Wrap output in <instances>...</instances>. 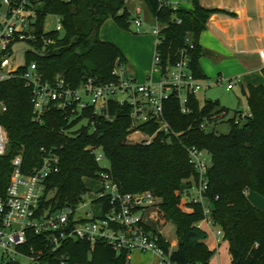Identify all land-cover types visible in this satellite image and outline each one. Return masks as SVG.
<instances>
[{"label":"trees","instance_id":"obj_1","mask_svg":"<svg viewBox=\"0 0 264 264\" xmlns=\"http://www.w3.org/2000/svg\"><path fill=\"white\" fill-rule=\"evenodd\" d=\"M132 1L135 0H43L40 27L47 14H56L61 18L63 31L45 32V38L52 43L43 54L28 51L26 61H35L46 79L61 76L72 86L86 76L101 81L114 79L116 60L124 64L126 58L114 43L100 38L99 30L109 18L128 29V5ZM138 1L166 23L161 32L163 62H171L189 36L194 42L189 65L196 77L204 78L199 65L203 51L199 37L218 9L206 8L199 0H191L190 7L179 6L176 10L162 5L161 0ZM177 19L181 22L177 23ZM36 46L40 49L42 42ZM86 60L95 65V70L84 66ZM242 92L250 114L245 115L243 123L236 122L235 116L231 118L227 133L200 128L204 116L226 114L228 110L212 100L201 104L191 94L189 114L180 112L174 98L165 106L167 120L180 134L170 142L155 140L142 145L128 139L130 118L125 105L111 104L114 118L98 119L94 129L78 124L77 118L68 121L60 112H49L43 123H35L31 120L30 90L23 79L14 77L0 82V99L7 106L0 113V123L8 134L7 152L0 156V195L6 188L10 160L15 154H23L24 168L28 170L39 163L42 147H57L60 169L48 178L46 188V205L51 209L75 205L80 195L87 192L84 180L95 178L102 169L109 170L122 191L148 190L161 199L159 205L178 236L172 253L174 260L181 264H210L214 251L205 242L208 233L196 225L203 217L202 208L181 202V191L195 175L186 152V146L194 145L210 157L206 194L211 201L213 225L224 231L228 243L229 264H264V211L255 207L244 193L252 189L264 197V83L249 84L247 91ZM62 127L67 130L60 132ZM94 148L102 150L107 167L95 160ZM60 252L66 254V262L71 264H126L123 252L117 253L103 242L92 246L83 240H70ZM52 264L58 261L52 260Z\"/></svg>","mask_w":264,"mask_h":264},{"label":"built area","instance_id":"obj_2","mask_svg":"<svg viewBox=\"0 0 264 264\" xmlns=\"http://www.w3.org/2000/svg\"><path fill=\"white\" fill-rule=\"evenodd\" d=\"M42 3L43 0H0V82L14 77L23 79L30 90L31 120L35 123H43L49 112H60L68 121L77 118L78 124L94 129L98 119L111 121L114 118L111 104H120L129 108L130 142L142 145H149L155 140L170 142L180 132H176L166 118L168 100L174 98L180 112L189 114L191 94L196 95L204 87L224 82L228 90L241 83L239 76L196 77L189 65L194 48L189 36L185 39L186 44L176 50L172 61L163 62L160 45L163 40L161 32L166 23L155 16L152 25L155 36L152 70L145 80H137L118 60L112 70L114 79L109 81L86 76L72 86L61 76L46 79L35 61H26L28 51L43 54L52 43L44 36L45 32L51 31L46 29L47 15L42 28L39 24ZM161 4L173 10L180 6L178 1L171 0H161ZM134 12L133 22L138 30L143 24L141 8L136 5ZM48 15H53L57 22L52 31L62 32L60 16ZM39 41L42 42L40 49L36 46ZM261 72L264 76V64ZM6 108V103L0 99V113ZM246 114H250L248 107L237 112L235 121L244 119ZM223 115L224 112L204 116L200 128L208 130L210 122ZM66 130L62 127L60 132ZM7 148L8 134L0 123V156L6 154ZM186 152L195 175L181 191V198L187 205L201 206L203 217L196 225L207 233L211 230L217 249L224 240V231L212 222L211 201L206 194L207 152L194 145L186 146ZM41 153L39 163L28 170L24 168L21 152L10 160L8 182L0 195V257L6 259L5 264L12 260H17V264H52V260L65 264L67 256L60 249L70 240H83L92 246L103 242L117 253L123 252L126 264L134 252L150 253L160 264H181L172 258L176 247L163 237L162 227L159 229L155 225L157 212L154 208L158 206V200L151 191L124 192L111 172L102 169L94 178L100 182V188L87 208L84 205L86 193H83L75 205L51 209L46 205L49 198L46 194L47 182L52 174L59 171L61 158L57 147H42ZM93 155L99 163L104 158L100 148H94ZM150 220L155 223L151 224ZM21 258L24 260L21 261Z\"/></svg>","mask_w":264,"mask_h":264},{"label":"rangeland","instance_id":"obj_3","mask_svg":"<svg viewBox=\"0 0 264 264\" xmlns=\"http://www.w3.org/2000/svg\"><path fill=\"white\" fill-rule=\"evenodd\" d=\"M138 5L141 8V18L143 24L141 27L136 28V25L133 22L135 17V6ZM129 13H130V24L128 29H123L119 27L113 19H109L108 22H105L103 26L102 35L106 37L107 40L117 43L120 46V50L126 56L129 67H133L136 64L144 65L145 63L151 62L154 51V42L155 36L152 33V25L154 22V17L151 14L148 7L141 1L135 0L129 3ZM57 22L53 15H48L45 18L46 29L53 30ZM150 49V51L148 50ZM258 59L255 57L249 60V66L256 68L264 64V52L259 54ZM243 56H239L236 53L233 56H228L227 60L220 62L219 57L215 55H204L201 53L199 61L204 66V72L208 75V78L214 79L219 74L225 78L236 76L239 72L237 70H242L247 67V62L245 63L242 60ZM151 65V64H150ZM150 65L147 67L146 72H144V78H139L136 75L137 80H145L146 75L150 71ZM123 67L127 68L126 63L123 64ZM257 71V69H254ZM259 70V69H258ZM243 71V70H242ZM260 71V70H259ZM261 72V71H260ZM219 73V74H218ZM264 77V76H263ZM199 102L202 104L205 100H212L218 104L220 107H225L228 111L221 118H218L208 125V130L214 131L218 134H225L229 131L230 128V119L233 118L238 111H245L247 109V100L246 95L241 91L239 85H235L233 89H226V82L211 86L204 87L196 94ZM241 123L244 122L242 118ZM97 154H100L99 150H96ZM206 159L210 160L209 155L206 153ZM100 165L102 167L108 166V161L104 158L100 160ZM87 192L84 196V205L89 206V202L96 195L97 190L100 188V182L94 178H86L84 180ZM157 197L158 206L154 209L157 212V218L155 220L156 227L159 229L162 227V235L173 244L174 248L178 244V236L175 231V227L172 224V221L167 218L162 210L159 202L161 199ZM182 199V198H181ZM184 204V202L181 200ZM151 224L155 223L150 220ZM212 230L215 232L216 228L213 227ZM207 243L209 244L213 254L210 258V264H229L230 263V254L228 251V243L226 240H222L218 245L217 249L215 248V243L213 240L212 232L209 233L207 238ZM24 259L21 258V261ZM6 259H1L0 264H5ZM65 264H71L66 262ZM128 264H160L158 259L151 255L150 253H138L134 252L132 254V259Z\"/></svg>","mask_w":264,"mask_h":264},{"label":"crops","instance_id":"obj_4","mask_svg":"<svg viewBox=\"0 0 264 264\" xmlns=\"http://www.w3.org/2000/svg\"><path fill=\"white\" fill-rule=\"evenodd\" d=\"M171 1H178L180 6H191V0ZM199 2L206 8L218 9L211 14L207 21L206 28L199 37L200 46L212 52L208 55H215L217 59L219 57L220 62L227 60L228 56H233L235 53L239 56H243L242 60H244L245 63L247 62V67L244 69L242 68L243 71L241 69L237 70L239 73L236 75L241 79V83L239 84L241 91H247V86L249 84L259 85L264 83L263 74L260 72L262 66L256 68L248 67L249 60L247 61V59H250L248 57L260 58L259 54L261 55V53L264 52V0H199ZM109 19L105 20V22H108ZM105 22L100 27L99 36L102 40L109 41L102 35ZM112 43L121 49L117 43ZM148 50L150 51V49ZM125 63L127 65V71L135 78L136 75L139 76V78H144V72H146L150 64V71L146 75V78L150 75L152 70V59L150 64H136L131 68L128 65L127 59ZM199 65L205 76L204 78H208V75L204 72V66L200 61ZM254 69H257V71ZM220 75L221 74L218 76ZM244 193L255 207L264 211L263 196L252 189H246ZM210 232L211 230L208 231V236ZM205 242L210 248L207 239Z\"/></svg>","mask_w":264,"mask_h":264},{"label":"water","instance_id":"obj_5","mask_svg":"<svg viewBox=\"0 0 264 264\" xmlns=\"http://www.w3.org/2000/svg\"><path fill=\"white\" fill-rule=\"evenodd\" d=\"M203 53L204 54H211L212 52L208 49H203ZM84 66L89 70H95V65L92 62H90L89 60H86L84 62ZM17 263H18L17 260H12L9 262V264H17Z\"/></svg>","mask_w":264,"mask_h":264}]
</instances>
